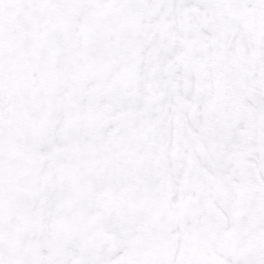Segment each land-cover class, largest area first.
Instances as JSON below:
<instances>
[{"label": "snow or ice", "instance_id": "6c2138e0", "mask_svg": "<svg viewBox=\"0 0 264 264\" xmlns=\"http://www.w3.org/2000/svg\"><path fill=\"white\" fill-rule=\"evenodd\" d=\"M0 264H264V0H0Z\"/></svg>", "mask_w": 264, "mask_h": 264}]
</instances>
